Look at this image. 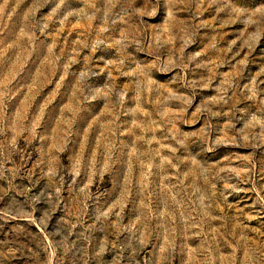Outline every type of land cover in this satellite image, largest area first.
Returning <instances> with one entry per match:
<instances>
[{"label": "rangeland", "instance_id": "374dc122", "mask_svg": "<svg viewBox=\"0 0 264 264\" xmlns=\"http://www.w3.org/2000/svg\"><path fill=\"white\" fill-rule=\"evenodd\" d=\"M0 264H264V0H0Z\"/></svg>", "mask_w": 264, "mask_h": 264}]
</instances>
